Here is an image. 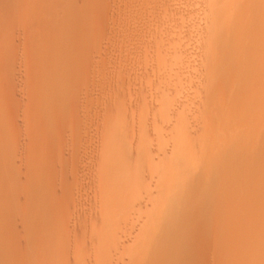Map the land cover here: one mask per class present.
Instances as JSON below:
<instances>
[{
    "label": "rangeland",
    "instance_id": "1",
    "mask_svg": "<svg viewBox=\"0 0 264 264\" xmlns=\"http://www.w3.org/2000/svg\"><path fill=\"white\" fill-rule=\"evenodd\" d=\"M228 2L241 18L214 0H0V264H131L169 221L158 238L184 257L148 245L134 264H264V0ZM184 133L205 143L202 203L176 183Z\"/></svg>",
    "mask_w": 264,
    "mask_h": 264
},
{
    "label": "bare ground",
    "instance_id": "2",
    "mask_svg": "<svg viewBox=\"0 0 264 264\" xmlns=\"http://www.w3.org/2000/svg\"><path fill=\"white\" fill-rule=\"evenodd\" d=\"M228 1H230V0H214V3L212 4V8H214V10L216 11V10H218V9H221V11H222V13L224 12V9L225 10H227L229 13H230V18H232L233 17V15L235 14V9H233V8H231L230 6H229V4H231V3H229ZM231 5H233V4H231ZM234 6V5H233ZM234 8H235V6H234ZM233 11H234V13H233ZM37 12V11H36ZM233 14V15H232ZM241 14H244V13H241ZM38 15V14H37ZM236 16L238 15V13H236L235 14ZM232 16V17H231ZM238 16H240V15H238ZM242 17V15L240 16V18ZM229 20H231V19H229ZM220 23H215V25L212 27V29H211V35H212V37L213 38H215V39H217V40H220V42H221V44L224 46V44H226V45H228L227 47H230L231 46V43L233 44L232 46H234V48H236V44H238L239 42H238V40H236V42H234V40H229V39H226V38H223L222 39V37H223V35H222V32H221V29H220ZM239 45H237V47H238ZM223 51H225V50H222L221 52H219V53H217L216 55H215V58L217 59H215L216 61H217V63H218V61L220 62L221 60H222V58H225L222 54H223ZM220 57H221V59H220ZM225 60V59H224ZM223 62H225V61H223ZM219 67H223L222 65H220ZM218 70V69H217ZM221 70V69H220ZM220 70H218V71H220ZM223 72H225V70L223 71ZM231 73V72H230ZM229 72L228 73H226V75L227 74H229V75H227L228 77L231 75V77H232V74H230ZM222 74H225V73H222L221 72V74L220 75H222ZM217 75L220 77V75L218 74V72H217ZM225 76V75H224ZM227 76H225V77H227ZM247 88H249L248 86H247ZM251 89V88H250ZM253 89V88H252ZM262 89H264V87L262 88H260V90H259V92H261V90ZM249 90V89H248ZM255 90H257L256 88H255ZM252 91H254V89L252 90ZM258 91V90H257ZM264 91V90H263ZM250 92V91H249ZM248 91H247V93H249ZM262 93V92H261ZM248 95V94H247ZM203 96L205 97V93L203 92ZM2 110V109H1ZM2 112V111H1ZM204 123H205V121H204ZM205 127V126H204ZM189 136H188V134L187 133H184L183 135H181V138L179 139V142L177 143V151H178V154H177V157H178V161H177V166H176V171H177V173L179 172V177L178 178H176V183L178 182V183H180V182H186L185 184H184V186L183 187H180L181 188V192H184L186 195L185 196H182V198H181V201L182 200H186V202H188V201H191L192 203H193V201H195L194 199H196V197H199V199H204V195H203V191L202 190H204L203 188H201V182H202V180L204 179V178H199V179H197L196 178V176H194L195 174H192V172L196 169V167H198L199 166V164H201V163H203L204 162V160H205V158L202 156V155H205V152H204V154L203 153H200L199 155V158L197 157V154H196V152H200V149L202 148L203 150L205 149V143L203 144L202 142V144L203 145H201V144H196L194 141H193V139H191V138H188ZM227 137H225V139H226ZM4 139V138H3ZM223 141H225V142H227V139L226 140H223ZM3 142V141H2ZM1 142V143H2ZM222 143V142H221ZM219 144V145H222L223 146V149H224V144ZM220 148H222L221 146H219ZM202 149H201V152H202ZM185 151V152H184ZM205 151V150H204ZM202 156V157H201ZM220 165V164H219ZM221 166V165H220ZM220 166H219V168H220ZM222 168V167H221ZM221 168H220V170H221ZM194 169V170H193ZM219 170V169H218ZM191 171V172H190ZM165 183V185H167L168 184V182H164ZM204 186V185H203ZM202 186V187H203ZM205 187V186H204ZM199 188H201L200 189V191L202 192H200V191H198L199 190ZM198 191V192H197ZM197 192V194H198V196H196V193ZM201 193V194H200ZM119 194H121V192H119ZM200 194V195H199ZM195 195V196H194ZM203 195V196H202ZM202 196V197H201ZM198 199V200H199ZM202 199V201H201V203L204 201ZM197 200V199H196ZM197 200V201H198ZM112 201V200H111ZM180 201V202H181ZM110 202V201H109ZM199 202V201H198ZM111 203V202H110ZM194 203H196V201L194 202ZM115 204V203H114ZM117 204V203H116ZM198 204V203H197ZM111 207H112V204H111ZM113 207H115V206H113ZM112 207V208H113ZM116 208V207H115ZM167 222V221H166ZM168 223V222H167ZM165 224V226H163L162 225V227H161V225L160 226H158V228H155V230L150 234V236L149 237H147V239H145V244L143 245V249H141V250H139V254H140V252L143 250V251H145L146 249H147V247H148V245L149 246H152V248L154 249V251H155V253H156V251H160V249H159V247L158 246H160V248L161 247H163L164 245H165V243H164V240L162 239V237L161 238H158V233H159V231H161V235H163L164 234V232H162L163 231V228H164V230H165V227L167 226V227H169L170 225V221H169V224ZM170 227H172V226H170ZM160 228V229H159ZM161 228H162V230H161ZM172 229V228H171ZM168 229H166V231L165 232H169L170 230H168ZM105 233V232H104ZM100 234H102V233H100ZM157 234V235H156ZM166 234V233H165ZM160 235V236H161ZM156 236V237H155ZM1 237V236H0ZM151 237H153V239L155 240V238H156V241H158L159 239H162L160 242L162 243V241H163V245L161 246V244H159V241L158 242H156V243H154L153 242V245H151V243H152V241H150V238ZM157 238H158V240H157ZM152 239V238H151ZM152 239V240H153ZM164 239H168L167 237L165 238L164 237ZM170 240V239H169ZM148 241H150V243L148 242ZM174 241H175V239H174ZM177 241H179V240H177ZM166 242V247L164 246V248H166V249H163V252L162 251H160V252H162L161 254H159L158 252H157V254L155 255L154 254V252H153V250H151L150 252L152 253V254H154L155 256H156V258H157V256L158 255H160V256H162L163 254H165L166 252H168L169 250H174V249H176V248H174V247H177L178 245V247H177V249H176V255H180L181 253L183 254H181L180 256H182V257H184V251L181 249V251H183V252H181L180 253V250L178 249V248H180V244H178V242H175V243H177V246L174 244V247H172L171 245H173L172 244V242H173V240H172V242L170 241H165ZM149 243V244H148ZM158 243V244H157ZM171 243V244H170ZM154 244H156L157 245V247L155 248L154 246ZM168 244H169V246L171 247V249L170 248H168L167 246H168ZM52 245V244H51ZM61 248V247H60ZM102 248H104V247H102ZM140 247H137V249H139ZM146 248V249H145ZM148 248H150V247H148ZM168 248V249H167ZM104 249H106L107 250V247H105ZM103 249V250H104ZM145 249V250H144ZM157 249H159V250H157ZM102 250V249H101ZM105 250V251H106ZM162 250V249H161ZM164 250H166L165 251V253H164ZM168 250V251H167ZM177 250H179V251H177ZM51 251V250H50ZM50 251L48 252V254L50 253ZM143 251L141 252V254L143 253ZM102 252V251H101ZM145 252H147V251H145ZM145 252H144V255H142V258H144V257H146L145 255ZM47 253V252H46ZM45 253V254H46ZM137 253H138V251L137 250H135L134 251V254L135 255H133V258L131 259V264H134L135 263V261H136V259H138L137 261H136V263L139 261V262H141L140 261V259L141 260H143V262L145 261L144 259H142V258H140V256H141V254L139 255V257L137 256ZM151 253H149V256H150V254ZM180 253V254H179ZM56 254V253H55ZM47 255V254H46ZM154 255H151V261L153 260H155L154 262L155 263H157L156 262V258L154 259V257H152V256H154ZM137 256V257H136ZM144 256V257H143ZM53 257V256H52ZM132 257V256H131ZM163 257V256H162ZM161 257V258H162ZM182 257H179L178 258V256L176 257L175 256V261H177V264H179L180 263V261H179V259L181 260V262H184L185 261V259H183L182 260ZM147 258H149V257H147ZM168 257H165V260L167 259ZM52 259V258H51ZM51 259L49 260V262H48V264H52L51 263ZM158 259H159V256H158ZM45 260V259H44ZM47 260V261H48ZM150 260V259H149ZM163 260V259H162ZM161 260V261H162ZM164 260V261H165ZM148 261V260H147ZM146 261V262H147ZM159 261V260H158ZM101 262V261H100ZM100 262H99V264H100ZM130 263V262H129ZM37 264V263H36ZM43 264H47V262H44ZM101 264H102V262H101Z\"/></svg>",
    "mask_w": 264,
    "mask_h": 264
}]
</instances>
